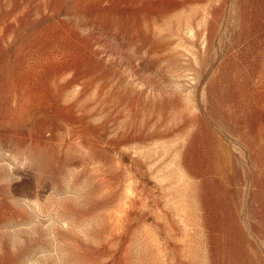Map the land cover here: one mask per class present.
<instances>
[{
  "label": "rangeland",
  "instance_id": "rangeland-1",
  "mask_svg": "<svg viewBox=\"0 0 264 264\" xmlns=\"http://www.w3.org/2000/svg\"><path fill=\"white\" fill-rule=\"evenodd\" d=\"M0 264H264V0H0Z\"/></svg>",
  "mask_w": 264,
  "mask_h": 264
}]
</instances>
